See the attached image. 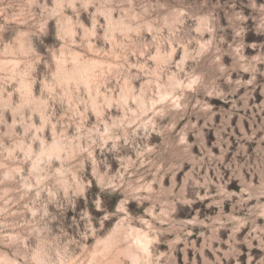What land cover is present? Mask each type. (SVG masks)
<instances>
[{
	"label": "rangeland",
	"instance_id": "rangeland-1",
	"mask_svg": "<svg viewBox=\"0 0 264 264\" xmlns=\"http://www.w3.org/2000/svg\"><path fill=\"white\" fill-rule=\"evenodd\" d=\"M68 2L42 0L38 32L12 41L25 27L9 21L23 0L0 16V112L11 125L0 131L15 134L0 146V236L27 237L32 264H47L46 237L24 226L49 214L52 188L76 175L70 163L84 140L107 147L119 131L127 149L110 161L93 154L91 181L79 185L81 204L95 192L103 214L94 224L81 211L87 232L77 240L64 231L57 264H264V0H132L123 14ZM79 46L91 55L79 59ZM44 52L55 83L41 75L38 92L32 58ZM69 58L101 117L83 130L65 118L71 136L51 116L33 112L29 122L13 111L26 101L25 117L31 108L47 116L49 95L72 78ZM12 148L15 159H5ZM61 211L77 223L74 209ZM16 261L0 251V264Z\"/></svg>",
	"mask_w": 264,
	"mask_h": 264
},
{
	"label": "clouds",
	"instance_id": "clouds-1",
	"mask_svg": "<svg viewBox=\"0 0 264 264\" xmlns=\"http://www.w3.org/2000/svg\"><path fill=\"white\" fill-rule=\"evenodd\" d=\"M78 2V0H77ZM132 3V0H98V4L104 6L109 13L123 14L125 9H127ZM42 7V0H23V6H20V11L16 12V18H9V21H14L17 25H23L24 30L16 31L15 35L12 36L10 40L15 39V36L19 32H38L36 28L37 20L40 16V8ZM67 8L74 7L73 0L65 5ZM12 8V0H0V16H3L6 13H9V10ZM35 11L36 15H33L32 12ZM3 31V25H0V32ZM55 28L54 26H49V37H54ZM4 40L0 37V44ZM53 42H56L55 40ZM34 44L38 50L44 49V37H39L34 35ZM66 47H73L71 44L66 45ZM73 52H79V59L84 60L88 58L91 53L86 47L79 46L74 47ZM33 64L37 65L36 70L33 72L35 76V85L36 90L39 92L40 89V77L43 75L46 79L55 83L54 73L56 67L52 62L50 55L47 52H44L42 56H33ZM67 71L72 74V78L66 82H63V86L57 85L56 94L49 95L51 100L50 104H46L47 116L43 115V112L37 108L29 109V114L25 117L24 113L21 112V109L28 106V102H22L18 104L14 109V113L17 114L21 119L26 118L31 122L32 115L31 113L35 112L41 117L42 120H46L48 116L53 117L57 120L58 127H63L64 131L72 135V128L67 126L65 118L69 121H72L73 124L79 126L83 130L84 124H92L93 117L95 116L97 122L101 119L99 113H93L90 110V104L93 103L94 97L90 98L89 92L87 89L80 83L78 75L74 71V63L71 58L67 59L66 64L64 65ZM19 75V73H16ZM15 76H9L6 78L5 83H9ZM111 86V85H109ZM14 87V86H13ZM12 92L8 91L5 95V107L8 106V101L11 99ZM43 103V102H42ZM75 118V119H73ZM108 114H105L103 119H108ZM16 122H20L19 120ZM7 126L9 129L11 125L7 124L5 115L3 112H0V128ZM116 127V125H113ZM42 127V126H41ZM136 125L127 129L129 135L132 134L133 129ZM39 130V129H38ZM27 132V129H25ZM15 136L11 131H0V146L4 145L7 140L13 139ZM73 139L79 140L81 137L75 136ZM119 140V144L116 141ZM84 143L87 147H81L78 149L79 155L76 157L75 161L70 163V167L73 169V172L76 175L71 173L68 176V183L62 185H54L50 194L49 199L52 202V207L47 216L43 213L38 216L36 219L32 220L30 225H25L24 230L30 232L33 235H39L41 238L46 237L45 246L48 254L51 256V259L47 261V264H57L56 255L57 249L62 248L64 240L67 237H64V231H67L75 239L80 240V233L87 232L86 229V220L83 216L80 215L83 209L87 208L92 212L93 223L98 224V218L102 216V211H95L93 206V199L96 195L95 192H88L85 194V202L81 204L80 202V191L79 185H87L91 181V176L89 175V170L92 167L90 160L95 154V157L99 160L108 158L109 161L114 155H119L127 149V143L123 140L122 133L118 131L117 135L113 137V142L105 147L104 144L100 143L99 139L93 140L88 138L84 140ZM119 151H114L115 149ZM17 149L12 148L7 152L5 159L12 158V152H15ZM102 167L106 166L104 164ZM104 193H100L101 196ZM105 207L110 208L111 203L105 199ZM72 208L73 216L77 220L76 224H73L65 214L62 213L61 209ZM107 227V224L105 225ZM17 229L21 228L20 224L16 225ZM15 235V234H13ZM27 237H24L20 240H14L13 236L9 235L7 231L3 232V235L0 236V251H9L13 252L17 256L16 264H32L31 261V252L32 245L31 243H25ZM81 242H83L81 240ZM14 245V247H10Z\"/></svg>",
	"mask_w": 264,
	"mask_h": 264
}]
</instances>
